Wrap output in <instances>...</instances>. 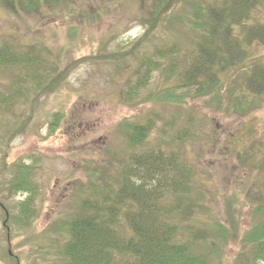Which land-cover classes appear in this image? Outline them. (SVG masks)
Masks as SVG:
<instances>
[{
    "label": "rangeland",
    "instance_id": "rangeland-1",
    "mask_svg": "<svg viewBox=\"0 0 264 264\" xmlns=\"http://www.w3.org/2000/svg\"><path fill=\"white\" fill-rule=\"evenodd\" d=\"M9 1L0 0V47L34 57L0 64V264H60L65 221L89 181L103 170L117 174L131 152L156 143L193 166L183 197L202 203L189 214L204 236L198 248L206 264H264L243 245L264 217V98L251 105L229 99L228 88L241 89L230 78L234 67L218 102L146 101L177 80L166 79L167 61L146 80L138 72L144 60L162 61L159 48L176 45L184 54L194 47L193 11L214 0H173L163 10L168 0H65L58 9L35 10ZM252 19L264 20V4ZM148 119L154 125L145 146L132 147L125 123ZM185 132V144L174 141ZM23 164L33 191L15 187ZM177 199L168 193L169 203Z\"/></svg>",
    "mask_w": 264,
    "mask_h": 264
},
{
    "label": "trees",
    "instance_id": "trees-1",
    "mask_svg": "<svg viewBox=\"0 0 264 264\" xmlns=\"http://www.w3.org/2000/svg\"><path fill=\"white\" fill-rule=\"evenodd\" d=\"M172 1H166L159 9L170 7ZM9 2L14 7L35 10L41 4L58 9L65 0ZM262 4L264 0L199 2L189 24L196 37L194 47L184 54L176 45L159 48L162 61L150 59L138 64L141 79L146 80L151 70L161 68L167 61L166 79L177 80L151 93L146 101L153 96L155 100L183 105L188 98L203 99L207 105L218 102L223 95L220 89L224 77H229L227 72L234 67L240 68L230 78L234 82L240 80L241 89L228 88L229 99L251 105L264 98V51L253 53V49H264V20L252 19L254 10ZM148 27L147 32H154L156 25ZM28 56L9 44L0 47V64L32 62L26 59L34 56ZM153 121L125 123L132 147L145 146ZM185 133L177 134L174 141L185 144ZM192 167L188 161L180 160L174 150L156 143L141 154L131 152L117 174L99 172V179L89 181L85 196L65 221L66 240L58 253L60 264H206L204 253L198 248L204 236L194 228L189 214L202 203H187L183 197L192 189ZM31 178L27 164L21 165L16 171L15 187L33 191ZM168 193L178 199L169 203ZM28 202L24 210H28ZM180 211L184 216L177 218ZM216 228L223 231L219 223ZM243 245L252 249L254 259L264 260V217L253 225Z\"/></svg>",
    "mask_w": 264,
    "mask_h": 264
}]
</instances>
